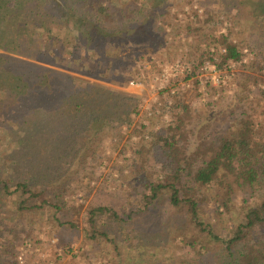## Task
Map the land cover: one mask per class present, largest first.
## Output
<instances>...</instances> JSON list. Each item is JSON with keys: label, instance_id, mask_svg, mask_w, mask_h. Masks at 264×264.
<instances>
[{"label": "rangeland", "instance_id": "obj_1", "mask_svg": "<svg viewBox=\"0 0 264 264\" xmlns=\"http://www.w3.org/2000/svg\"><path fill=\"white\" fill-rule=\"evenodd\" d=\"M257 1L166 0L162 12L170 17L166 24L164 18L160 20V26L166 28L165 45L156 48L145 41L115 51L123 66L112 73L127 78L136 71L140 75L137 80H123L119 84L40 63L138 99L129 122L107 128L103 142L99 140L91 146V152L97 153L93 160L72 164L68 158L56 159L65 155L60 151L46 153L41 146L29 145L32 149L27 150L21 145L24 118L17 114L26 112L21 106L9 107L7 101L3 102L0 180L13 193H4L0 186V264H181L178 251L184 246L183 234L188 238L200 237L197 248L202 250L220 247L219 243L202 239L206 234L191 222L187 208L168 212V190L147 207L148 192L143 186L150 181L169 182L167 162L161 153L157 156L151 152L152 143L156 136L179 122L177 116L187 114L193 118L188 125L192 133L189 150L211 138L241 131L252 137L245 158L257 161V167L264 171V98L256 95L264 91V7ZM140 19V15H134L133 25ZM127 20H119V25L127 24ZM227 44L240 49V61L225 59L227 53L223 50ZM213 48L220 75L226 80L219 86H214L200 70L213 58ZM105 52V47H100L85 57L92 60V65H104L108 61ZM0 53L25 59L4 50ZM177 62L186 64L192 74L186 70L175 77L169 72L170 79L162 84L159 77ZM13 109L19 113H13ZM243 111L246 116H231V112ZM39 117L42 118L38 114L29 119L36 121ZM53 135L54 132L50 136ZM43 153L42 159L39 155ZM263 178L248 189L255 206L260 205L264 196ZM18 184H28L36 193L51 187L54 190L46 194L47 203L45 197L30 199L24 205L27 209H20L28 196L27 191H14ZM99 191L114 197L120 195L125 200L121 211L132 220L119 225L103 218L90 222L88 212ZM206 194L209 200L202 202L201 198L199 202L201 222L211 224L224 238L230 236L243 220V191L234 193L229 212L220 222L210 213L223 198L216 197L221 194L220 186ZM68 249L72 251L69 253Z\"/></svg>", "mask_w": 264, "mask_h": 264}, {"label": "trees", "instance_id": "obj_2", "mask_svg": "<svg viewBox=\"0 0 264 264\" xmlns=\"http://www.w3.org/2000/svg\"><path fill=\"white\" fill-rule=\"evenodd\" d=\"M165 1L0 0V50L25 58L0 53V106L7 101L9 107L18 105L26 112L20 114L13 109V113L24 118L20 144L27 150H31L29 145H32L43 147L46 153L59 154L60 151L65 155L56 159L68 158L71 164L93 160L97 153L91 152V146L99 140L103 142L107 128L129 122L138 98L51 67L76 70L119 84L123 80H137L140 75L136 71L127 78L112 73L123 66L119 64L121 58L115 54L116 50L145 41L152 47H163L166 28L160 26V20L164 18L166 24L165 20L170 17L169 13L162 12ZM257 2L264 7V0ZM136 14L141 19L133 25ZM119 20H127V24L119 25ZM100 47H105L108 61L104 65L95 62L94 66L85 56L96 53ZM226 51L227 61H240L242 52L237 46L227 44ZM256 95L264 98V91ZM38 114L42 118L29 119ZM244 114L246 116L244 111L231 112L232 117ZM177 120V124L156 136L152 143L151 152L157 156L161 153L171 175L167 184L150 181L143 186L149 193L145 196L146 206L158 199L162 191L168 190V212L187 208L191 222L206 234L202 239L220 244L216 250L207 247L202 250L197 248L200 237L188 238L183 234L184 246L178 251L181 264H264V196L260 205L255 206L248 190L261 182L264 171L257 167V161L249 162L245 158L251 149V135L241 131L230 136L222 134V138H211L189 150L187 144L192 133L188 125L193 118L187 114L177 116ZM49 146L54 149L47 150ZM83 150L84 155L79 159ZM44 155L39 157L43 159ZM216 185L221 189L217 200L220 195L223 198L210 213L216 215L218 222L229 212L234 193L243 191V220L226 238L217 234L211 224L200 220V199L207 202L206 193ZM0 186L4 193H13L3 180ZM29 189L28 184H18L14 190L27 191L28 197L25 196V204L20 209H27L24 205L30 199L45 197L47 203L46 194L54 187L39 193ZM124 203L120 195L114 197L99 191L88 212L90 222L100 221L99 218L117 225L130 222L131 216L121 211Z\"/></svg>", "mask_w": 264, "mask_h": 264}, {"label": "built area", "instance_id": "obj_3", "mask_svg": "<svg viewBox=\"0 0 264 264\" xmlns=\"http://www.w3.org/2000/svg\"><path fill=\"white\" fill-rule=\"evenodd\" d=\"M211 51L213 54L212 55L213 58L207 60V62L202 66L200 70L203 76L208 78L214 86H219V85L226 83V80H223V77L220 75L218 60H217V57L214 55L216 53V50L213 48ZM223 53H227L226 49L223 50ZM188 69L189 68L187 67L186 64L182 62H177L174 66L168 67V71L165 70L164 74L161 77H159V80L163 84L165 81L167 82L170 79L169 78L170 76H168L169 72H172L176 77V75H179L180 73L186 70L190 72V70ZM187 74L190 75L192 74V72L187 73Z\"/></svg>", "mask_w": 264, "mask_h": 264}]
</instances>
